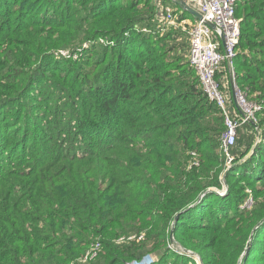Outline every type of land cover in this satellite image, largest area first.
I'll return each mask as SVG.
<instances>
[{"label":"trees","instance_id":"obj_1","mask_svg":"<svg viewBox=\"0 0 264 264\" xmlns=\"http://www.w3.org/2000/svg\"><path fill=\"white\" fill-rule=\"evenodd\" d=\"M169 1L0 0V264H264V0L236 1L235 87L260 110L229 167Z\"/></svg>","mask_w":264,"mask_h":264},{"label":"built area","instance_id":"obj_2","mask_svg":"<svg viewBox=\"0 0 264 264\" xmlns=\"http://www.w3.org/2000/svg\"><path fill=\"white\" fill-rule=\"evenodd\" d=\"M170 1L175 3V0ZM181 1L197 11L201 16L200 20L195 19L192 28L187 32L189 42L188 63L197 76L203 94L210 102L215 104L223 118L225 130L221 136V150L225 156L226 165L229 167L233 162L229 149L235 144L237 129L244 123H248L249 120L256 124L255 115L260 110L258 105L248 102L244 95L231 85L232 74H228V84L224 81H218L217 78L221 71V64L226 61L231 66L235 57V47L240 33V21L235 17L237 0ZM157 16L168 25H172L176 18L170 7L160 11ZM208 23L212 24L215 30H212L207 25ZM85 48L86 46L84 45L82 50ZM58 55L66 59L76 60L81 55V51L76 54L62 51ZM229 88L231 89V96ZM240 112L243 116H241ZM190 156L192 161L189 164V168L197 167L196 155L191 153ZM220 192L221 195H224V190ZM248 207L249 202L242 208ZM141 238L138 237L137 240H141ZM133 239L135 237L127 238V240ZM89 248L78 259V262L87 263L97 257L100 251V244L94 242ZM153 262L154 260H145L141 264H151Z\"/></svg>","mask_w":264,"mask_h":264},{"label":"rangeland","instance_id":"obj_3","mask_svg":"<svg viewBox=\"0 0 264 264\" xmlns=\"http://www.w3.org/2000/svg\"><path fill=\"white\" fill-rule=\"evenodd\" d=\"M182 10V9H181ZM183 11V10H182ZM186 12V11H185ZM190 15V14H189ZM189 18L191 19V20H194V17L192 16V15H190L189 16ZM177 19H179V14L177 15V17H176V19H175V21L177 20ZM191 20H189V21H185L184 23H182L181 24V27L183 28V29H185V30H187V32H189L190 31V29L192 28V25H193V22L191 21ZM174 21V23L172 24V25H168L167 27H174V28H177V26L178 25H176V22ZM186 36L183 38V40H182V42H180V43H183V48H184V50L186 49V45H187V40H186ZM187 53V54H186ZM186 54V55H185ZM183 56H186V60L185 61H187V56H188V52H184V55ZM73 60V59H72ZM188 63V62H187ZM227 64H228V66L226 67V75H227V77H228V74L230 73V74H232L233 75V79H232V83L234 84V88H236L235 87V82H234V71H233V69H234V67L232 68V65L230 66L229 64L230 63H228V62H226ZM189 66V65H188ZM193 73L195 74V72L193 71ZM195 76H196V74H195ZM197 77V76H196ZM218 78V77H217ZM229 91H230V96H231V89L229 88ZM230 96H229V98H230ZM218 193H221L220 191H218ZM252 205V202L250 201L249 202V207ZM171 243H172V247H174L175 249H181L177 244H175L174 243V239H173V241H171ZM91 246V245H90ZM89 246V247H90ZM90 248H88L87 250H89ZM86 250V251H87ZM195 259H198L197 257L195 258ZM199 261V260H198ZM79 263H81V262H79Z\"/></svg>","mask_w":264,"mask_h":264},{"label":"water","instance_id":"obj_4","mask_svg":"<svg viewBox=\"0 0 264 264\" xmlns=\"http://www.w3.org/2000/svg\"><path fill=\"white\" fill-rule=\"evenodd\" d=\"M174 2H175V5H177L180 9H182L183 11H186L188 14L192 15L194 17V19H196V20H200L201 19L200 14L197 11H195L194 9H192L191 7H189L187 4H185L183 1H181V0H175ZM207 25L212 30H215L212 24L208 23ZM231 85L234 86L233 83H231ZM240 114H241V116H243V114L241 112H240ZM248 123L251 124L254 127L256 126V124L253 121H251V120H249ZM256 137L258 138V132L256 134ZM256 142H257V140L255 141L254 145L256 144ZM215 193L221 195L217 191ZM263 221H264V219L262 221H260L257 226H259ZM172 234H173V231H171V233H170V241H173ZM198 264H201V263L198 261Z\"/></svg>","mask_w":264,"mask_h":264},{"label":"crops","instance_id":"obj_5","mask_svg":"<svg viewBox=\"0 0 264 264\" xmlns=\"http://www.w3.org/2000/svg\"><path fill=\"white\" fill-rule=\"evenodd\" d=\"M170 2V1H169ZM171 4V3H170ZM173 4H175V3H173ZM220 75H221V71H220V73H219ZM220 75H219V79H220Z\"/></svg>","mask_w":264,"mask_h":264}]
</instances>
